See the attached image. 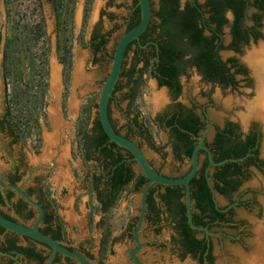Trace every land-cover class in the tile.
Returning a JSON list of instances; mask_svg holds the SVG:
<instances>
[{
  "label": "rangeland",
  "instance_id": "obj_1",
  "mask_svg": "<svg viewBox=\"0 0 264 264\" xmlns=\"http://www.w3.org/2000/svg\"><path fill=\"white\" fill-rule=\"evenodd\" d=\"M64 1L65 8L59 11L51 0H0L2 38H17L21 42L19 48H23L24 63L29 64L22 76L10 77L12 113L14 117L22 118L30 132L32 127H36L43 133L44 144L34 146L31 153L34 164L39 162L49 166L53 156L57 157V167L53 171L35 173L34 176L42 175L45 180V189L64 227L63 243L86 257L88 255L91 264H134L129 258V252L135 248L133 230L130 229L135 227L139 217L141 192L129 186L119 196L115 206L105 213L88 176L101 174L99 163L87 162L77 148L83 132L90 134L93 122L98 118L101 89L109 76L117 44L126 33L134 0H73L72 4L68 3L69 0ZM153 9H159L158 0H153ZM57 23L61 29L62 49L68 42L72 53L71 72L65 74L66 89L61 77L59 81L62 67L59 57L63 56V51L61 54L58 51ZM96 31L107 37V44L95 56L91 37ZM224 33L226 43H229V30L226 29ZM228 57L230 54L223 53L225 60ZM78 58L84 59L86 80L75 88L73 74ZM52 63L58 68L59 83L56 90L59 91L52 89ZM135 64V77L138 78L144 65L136 62V56L131 51L125 60L124 71L128 72ZM186 70L180 79L182 90L177 98L165 88H160L151 70H146L134 103L128 98L131 88L124 77L120 78L117 84L119 90L113 95L111 103V118L117 130L122 136H130L153 168L165 177L178 178L186 174L190 163L186 159L180 162L174 157L167 131L155 124L159 116L172 110L176 104L192 109L200 116L205 113L209 125L207 140L211 142L218 128H222L227 121L237 122V118L242 115L240 110L232 106L233 94L228 92L223 98L218 86L204 82L195 69L187 67ZM242 86L240 92L245 91ZM161 92L166 93V100L157 108L153 101L155 95ZM73 98L75 103L72 108ZM57 106L59 110L62 107L66 110V122L61 135L63 143L59 153L53 151V141L47 142L48 138L54 139L58 134L50 121V109ZM133 119L146 124L153 136L151 141L142 137L130 124ZM38 120L41 122L38 123ZM34 121L38 124L35 125ZM261 155L264 158V138ZM2 166L3 162L0 161ZM135 168L138 171L137 166ZM27 176L25 174L24 179ZM246 190H255L253 194H245L242 201L251 202L250 206L234 207L233 225L215 227L213 230L219 232L217 237L212 238L213 264H241L242 257L238 253L244 258H253L258 253L256 234L257 225L264 218V174L252 172L241 193ZM236 198L233 197V201ZM15 201L16 198H13L6 205L0 204V212L19 223L32 226L34 221L25 222L17 215L13 206ZM217 201L222 209L229 205V201L219 196ZM140 241L143 248L138 257L143 264H198L183 251L174 220L165 208L158 225H144ZM20 245L27 246L28 243L20 239ZM36 247L40 251L44 250L40 245Z\"/></svg>",
  "mask_w": 264,
  "mask_h": 264
},
{
  "label": "trees",
  "instance_id": "obj_2",
  "mask_svg": "<svg viewBox=\"0 0 264 264\" xmlns=\"http://www.w3.org/2000/svg\"><path fill=\"white\" fill-rule=\"evenodd\" d=\"M250 1H252L251 7L259 11V14L254 15V21L256 23L264 22V0H208L205 7L209 8L208 13L211 15L206 23L208 25L216 24L217 32H221L222 29L229 24L226 14L228 11H231L235 16V22L231 27L232 36L237 42L243 39L247 40L249 32L243 29V23L246 18L247 4ZM181 2L182 0H161L160 10L158 12H153L150 27L142 37L144 39L146 38L148 41L152 40L154 43H157L159 52H156V45L153 44L148 47L149 50L147 52L139 48L136 62L143 63L144 65L143 69L139 71L140 76H138V78L135 77L137 75L136 64L133 65L128 72H122L121 78H126L131 88V92L128 96L131 103H134L138 96L141 87V78L146 70H151L152 76L157 78L161 87H167L177 94H180L182 90L180 78L184 75L185 68L189 65L199 69V71L211 82L235 85L233 77L229 74V70L217 59V52L215 51V40L217 39L216 32L211 36L205 35V28L202 24L201 15L197 9L191 2H188L186 7L182 8ZM57 4L59 5L58 10L61 11V9H63V4H61L60 0L57 1ZM140 20L141 11L140 8L137 7L130 17L126 32L136 27ZM255 36L260 37L261 34L255 33ZM92 41L94 43L92 49L96 55L100 53L102 48L107 44L106 37L97 33L93 35ZM231 48H236V44L231 46ZM187 54H192L195 57L191 60H186ZM62 61L67 64V70L69 71L71 68L70 50H66V55L62 57ZM118 90L119 87L116 86L114 94ZM111 102L109 107L110 118ZM174 110L175 113L180 115L178 118L172 117V119L167 122V126L173 128L172 131L176 139V154H178L179 157L185 156V158L190 161L196 141L192 140L189 134L182 130H187L194 135H198L203 128L198 127L199 121L196 116L192 114L194 113L192 110L185 111L181 106H177ZM183 112H189L190 114L183 117ZM111 122L113 128L120 134L112 118ZM135 124L139 125L138 119H135ZM176 125H178V127ZM139 127L143 128V126L140 125ZM88 134L89 132H83L81 135L82 139L85 140ZM93 134L96 135V138L92 141V147L98 155L97 159L99 166L101 163L102 169L107 173L105 182H102L100 177L97 179L96 191L99 200L103 197L109 199L106 203H103V211L107 213L115 206L119 196L129 186H134L135 191L140 193L147 184L148 179L143 176L139 170H136V163L132 160L133 157L128 151L109 141L101 126L99 117L93 128ZM141 135L149 141L153 139L149 130L143 131ZM124 137L131 140L128 135ZM233 137H235L233 128L217 132L212 143L215 162L219 163L227 159H239L247 154V146L242 144L240 139H234ZM125 153L130 155V161H124ZM207 166L208 160L206 159L197 177L190 183V186L192 201L195 204L196 210L193 215V222L197 226L211 229L209 223L216 219H219L223 223H232L234 214L232 211L228 213H219L215 209L212 193L205 176ZM241 168L242 167L237 163H228L214 169L212 174L214 188L220 195L232 200L237 194L243 184L245 176ZM101 186L102 188H100ZM12 197L13 193H8L0 188L1 205H6L10 202ZM42 199H45L44 193L42 194ZM184 199L185 187H165V194L162 195V201L166 206V212L174 220L176 231L184 251L186 254H191L194 257L199 256L200 261L203 262V255L207 250L206 241L199 240L189 227ZM147 203L151 214L155 215V219H152L151 222L153 225H158L161 221L163 212L157 209L154 188L149 192ZM50 207H53L52 203H50ZM26 208V203L22 204L17 209L14 207L17 215L23 218L25 222L35 221L37 212L32 211L30 214L24 215ZM45 209H47V206H45ZM4 216L11 219L6 215ZM207 218L210 219L211 222L206 221ZM40 231L57 241H65L63 224L55 214L46 216L44 227H42ZM5 232L7 231L0 227V235ZM26 239L31 240L29 238ZM33 242L35 245L48 248L45 245L35 241ZM8 245L11 246V250L17 249L27 254L30 258L39 260L40 264H45L48 259V257H43V252L37 251L35 247H20L17 239L9 240ZM210 261L212 262L211 256Z\"/></svg>",
  "mask_w": 264,
  "mask_h": 264
},
{
  "label": "flooded vegetation",
  "instance_id": "obj_3",
  "mask_svg": "<svg viewBox=\"0 0 264 264\" xmlns=\"http://www.w3.org/2000/svg\"><path fill=\"white\" fill-rule=\"evenodd\" d=\"M51 1L53 2V5L55 6V8L58 10L59 9V5L57 4L58 0H51ZM60 1H61V4H63V8H65V4H66L65 1L63 0V3H62V0H60ZM136 1L137 0H134V7L132 9V13L134 12V10H136L137 7H139L138 1L137 2ZM158 1H159V9L157 11L153 9V12H158L161 8V0H158ZM71 2H73V0L68 1V3L72 4ZM188 2H191L192 5L197 9L199 14L201 15L202 24L204 25V28H205V35L211 36L212 34H214L216 32L217 39L215 40V51L217 52V54H216L217 59L229 70V74H230V76L233 77L235 85L234 84L226 85V84H222V83H218V82H211L196 67H194V66L192 67L190 65L187 67L195 69L197 71V73L199 74V76L201 77V79L204 82H206L207 84H210L213 86H218L220 88V92H221L223 98L226 97L228 92L233 94L234 96L232 99V106L234 109L240 110L242 112L241 117L239 116V118H237V122L227 121L222 128H218L216 130L214 137H213V140L211 142H209L207 140V136H208L207 135L205 143H204V145L207 146L211 150L213 157H214V153H213L214 147L212 146V143L215 139L217 132L218 131L222 132V131L233 128L234 133H235V137H233V138L234 139H240L241 143L247 146V154L242 158L234 159V160L243 159L242 162H236V163L242 167L241 169L245 174L244 179H243V184L240 187L237 194L234 196V197H237L236 198L237 200L236 201H233V199L229 200V199L225 198L224 196L220 195L215 190L217 193V196L229 201L228 207H226L225 209H222L219 207L218 201L217 202L215 201L213 193L211 191L212 199H213V202L215 205V209L219 213H228V212L232 211L234 214V207H238V206L248 207L251 204V202L249 204L248 202L243 203L242 201H243L245 194L246 195L249 193L253 194L255 190L253 192H251L252 190H246L244 193H241L243 186L250 180L251 173L252 172H258L260 174H264V158L261 155V147H262L263 138H264V133H263L264 132V105H263L262 110L256 111V109H258V108H256V107H258V103L256 106V102L259 101L260 90L264 89V67H263V64L261 62L262 60H264V22L256 23L254 21V15L259 14V11H258V9L251 7L252 1L248 2L247 10H246V18H245V22L243 23V29L247 30L249 32V36H248L247 40L243 39V40H240L237 42L231 33V27H232L233 23L235 22V16H234L233 12L228 11L226 14V18L229 22L228 26L224 27L221 32H217L216 24L208 25L206 23L207 20L209 19L210 15H211L208 13L209 8L205 7V5L208 3V0H182L181 7L182 8L186 7V4ZM74 4H75V1H74ZM152 6H153V2H152ZM152 18H153V16H152ZM149 27H150V25H149ZM127 29H128V23H127ZM226 29L229 30V35H230L229 43H226V40H225V33L224 32ZM60 32H61V29L57 23L58 51L60 54H61V51H63V56H65L66 50H70V59H71L72 53H71L70 47L67 46L68 42L65 43V46L62 49L61 36H60L61 33ZM95 33H97L101 36H105V35H102L98 31H96ZM255 33H258V34L260 33L261 36L256 37ZM93 35H92V37H93ZM143 35L141 36L139 41H135V43L133 42L132 44H130V46L128 47L129 50L127 49L128 53H126L125 60L131 51H133L135 56L137 57V52L139 51V48L142 51L147 52L149 50L148 47L151 44L156 45V52H159V48H158L157 43H154L152 40L148 41V40H146V38L145 39L142 38ZM92 37H91V47H93L92 45L94 44L92 41ZM106 39H107V37H106ZM234 44H236V48H231V46H233ZM19 45H21V42L17 38H11V39L5 38L4 39V38H2V34L0 33V161H2L3 165H4V167L3 166L0 167V175L2 173L5 174L4 175V184H11V185H15V186L23 185L22 186L23 190L25 192H27L28 194H31L30 196L33 197L37 202H39L44 207V209H45V206H47V209H45L46 216H50L52 214L56 215L54 203L52 202L50 195H48V193L45 189V180L43 179L42 175L34 176V174L35 173L44 174V173H49V172L53 171L57 167V162H56L57 157H56V155L53 156L52 162L49 164V166H46L44 163L40 164L39 162L34 164L32 162V154L31 153L34 150L33 149L34 146H36V145L40 146V145L44 144L43 133L39 132V130L36 127H32L31 132H30V128L27 127L26 124H23L22 118L14 117L13 113H12L11 102H10L11 97L9 96V94L11 92L10 84H9L10 77L18 76V75L22 76L25 72V71H23L24 68L29 67V64L25 65V63H24L25 58L22 57L23 56V52H22L23 48H19ZM223 53L230 54V57H228V59L225 60L223 58ZM94 55L96 56L95 53H94ZM63 56L59 57V62L61 63V66H62L61 70L59 72V81H60V77H61V80H63L64 88L66 89V85H65L66 75L65 74H67L68 70H67V64L62 61ZM194 57L195 56L192 54H187L185 59L191 60ZM124 66H125V62H124ZM31 68H33L32 64H31ZM186 68H185V72L187 71ZM123 71H124V67H123ZM68 72H71V68ZM51 78H52V76H51ZM155 79H156L158 86L160 88H165L169 94L175 96V98L178 97L179 94H177L175 91L170 90L167 87H161L157 78H155ZM59 81H58V83H59ZM180 85H181V83H180ZM241 86L244 88V90H245L244 92H240ZM181 88H182V86H181ZM15 91H16V89H15ZM42 93L44 94L45 92L42 91ZM64 93H65V91H64ZM162 93H164V92H162ZM164 94L166 96V93H164ZM43 98H44V95H43ZM111 100L113 101V98ZM263 104H264V98H263ZM177 106H181L185 111L192 110V109L185 108L181 104H176L172 110H170V111L164 113L163 115L159 116L158 120H157V122H155V124L157 127H161L167 131V133L169 135L170 145H171L174 157L176 158V160L183 162L186 159L185 156L179 157L175 151L176 139H175V135L173 134V131H172L173 128L167 126V122L169 120H171L172 117H176V118L179 117L180 114L175 113V110H174ZM52 110L55 111L56 115H58L60 117V121H61V124L56 128L58 134L56 135V137L54 139H52L53 143L51 141V143L53 144V151H56L59 153V147L63 143V141L61 140V135L63 134V128H64V124L66 122V113H65L66 110H64L63 107H62V110H59L58 106L55 108H52ZM192 111L194 112L192 114H194L199 121L198 127H201L203 129L201 132H199L198 135H194L193 133H191L187 130H182V131L189 134L190 138L192 140L196 141V145H195V147H196L197 144L199 143L198 138L203 136L205 130L207 129L208 123H207V118H206L205 113H203L200 116L194 110H192ZM183 113H184L183 117L190 114L189 112H183ZM50 119H51V113H50ZM97 119L98 118H96L95 121L93 122V128L95 127V123L97 122ZM39 122H41V121L38 120V123ZM38 123H37V121H34L35 125H37ZM47 123H49V121ZM138 123L140 126H143V128H140L139 125L135 124V119H133L130 122V124H132L134 126V128L138 130L140 135L143 131L149 130L148 127L146 126V124L141 123L139 120H138ZM49 126H50V124H49ZM176 126L178 127V125H176ZM93 128H92L91 133L88 134V137L85 140H83L82 137L79 138V141L77 143V148L79 151H81L83 153L84 159L87 160V162L88 161L94 162L98 165V159H97L98 155L96 154V152L94 151V149L92 147V141L95 140V138H96V135L93 134ZM152 138H153V136H152ZM195 147H194V149H195ZM73 152L74 151L71 148L72 156H73ZM202 157H204L203 161L201 160ZM129 158H130V155L125 153L124 161H130ZM206 159L208 160V166H209L208 154L202 150L200 152V158H199L200 169H201L202 164L206 161ZM186 160H188V159H186ZM189 163H190L189 170L191 171V160L189 161ZM208 166H207V168H208ZM207 168H206V170H207ZM216 168H219V167H216ZM200 169H199V171H200ZM214 169L215 168H212V170L209 174L213 188H214V182L212 179V174L214 172ZM189 170H188V172H189ZM206 170H205V176H206ZM100 171H101L100 175H98L97 173L90 174V175L88 174L89 178L91 179L90 185L95 190L97 189V181H98L97 179L100 177L102 179V182H105V180L107 178V173H106V171H104V169H102L101 163H100ZM155 171L157 173L161 174L160 171H158L156 169H155ZM29 173H31L30 179H28ZM187 173L178 177V178L185 177V175L187 176L190 172L188 174ZM25 174H27L28 176H27V178L24 179ZM169 178H174V177H169ZM206 179H207V177H206ZM207 183H208V181H207ZM208 185H209V183H208ZM153 188L155 189V201L157 203V209H159V210H161V212H163V208H165V210H166V206L162 201V195L165 194V186L155 185V186H153ZM209 188H210V186H209ZM4 191H6L8 193H13V197L10 199V202L13 201V198H16V201L13 204V206L16 209L19 206H21L22 204L26 203L25 200L22 197L18 196L14 191H12V190H4ZM43 193L45 195V199H42ZM101 200H99V205L103 210V203H106L109 199L103 197ZM147 200H148V197H147ZM50 203H52L54 208L50 207ZM184 203H185V199H184ZM232 205H234V207H232L231 209H229L226 212H220L219 211V210H226L227 208H229ZM193 207H194V209H193V215H194V213L196 211L194 202H193ZM32 211L37 212L34 208L30 207L27 204V208L24 211V215H28ZM186 212H187V209H186ZM2 214L13 219L11 216L5 214L4 212H2ZM139 215H140V212H139ZM46 216H45V218H46ZM152 219H155V215L151 214V212L149 210L148 203H147V214H146L145 224L149 223V224L153 225L151 222ZM138 220H139V217H138ZM138 220H137V223H138ZM206 221L211 222L210 219H208V218L206 219ZM137 223H136L135 227H131V229H130V230H133V233L136 229ZM232 223H223L219 219L212 221L211 223H209V226L211 227V229H209L207 227H203V228L208 229L211 232L210 236H207L206 233H204V232H199V231H195V230L191 229L193 231L194 235L199 240H202V241L205 240L206 241L207 250H206L205 254L203 255V262L200 261L199 256L194 257L191 254H188V255L190 257H192L194 260H196L198 262V264H211V263L213 264V261H214V255H213L214 245L212 243V238L217 237L219 235V232L217 233L213 230L215 227H222L224 225H233ZM154 226H156V225H154ZM42 227H44V222H43ZM133 233H132V239H133ZM12 234L13 233L5 232L2 235H0V264H40L39 260L30 258L27 254L23 253L22 251H19L17 249L11 250V246L8 245V241L11 239H17L18 245L20 247H23V248L35 247L37 251L43 252V254H42L43 257H48V259L45 263V264H47V262L49 261V259L52 256V250L51 249L41 246L44 248V250L40 251V250H38V248L36 247V245L33 241L27 240L26 238H22L16 234H13V235ZM20 239L25 240L28 243V245L27 246L20 245ZM133 242H134V240H133ZM66 246L69 249L74 250L69 245H66ZM182 249H183V247H182ZM46 250L48 251V253ZM183 251H184V249H183ZM210 256L212 258V262L210 261ZM52 264H76V263L70 259L63 257L60 254H57L55 256Z\"/></svg>",
  "mask_w": 264,
  "mask_h": 264
},
{
  "label": "water",
  "instance_id": "obj_4",
  "mask_svg": "<svg viewBox=\"0 0 264 264\" xmlns=\"http://www.w3.org/2000/svg\"><path fill=\"white\" fill-rule=\"evenodd\" d=\"M137 1L141 11V20L136 27L127 31L121 37V39L117 44L115 54L112 60V66L109 76L107 77L106 82L101 89L99 102H98V117L101 126L104 130V133L108 137L109 141L114 143L118 147L128 151L132 155L133 161L136 163L137 169L148 179L147 184L145 185V187L141 192L140 215L136 229L133 233V240L136 247L129 252V258L131 261H133L135 264H143L140 258L138 257V255L140 254L143 248V244L140 241V234L144 228L145 220H146L147 197L153 186L161 185L165 187H177V186L185 187V205L187 209L188 224L190 228L195 231L204 232L206 233L207 236H210L211 232L208 229L199 227L195 225L193 222L194 207L192 202L190 183L193 181L194 178H196L200 169V163H199L200 152L202 150L205 151L209 157V166L206 170V177L216 202H217V193L213 188V185L209 177L212 168L221 167L228 163L242 162L243 159L240 160L228 159L220 163H216L211 150L204 145L207 132L209 130V125H207V129L205 130L203 136L198 138L199 143L197 144V146L193 151L191 158L190 173L182 178H176V179L169 178L157 173L153 168V166L147 160L142 149L132 140L117 133V131L113 128L109 114V107L116 86L121 78L127 49L130 46V44L140 40L141 36L147 31L153 16V6L151 0H137ZM4 175H5L4 173L0 175V188L3 190H12L18 196L22 197L30 207L34 208L37 211V218L32 226H28L19 223L17 221H14L12 219H9L0 212V227L5 229L7 232L16 234L22 238H29L51 249L52 256L47 262V264H52L57 254H60L63 257L74 261L76 264H91L89 259L84 254L69 249L63 242L57 241L51 236L45 235L40 231L46 216L44 207L23 190L22 188L23 185L15 186L11 184H4ZM30 178H31V173H29L28 179ZM232 207H234V205L230 206L226 210H219V211L226 212Z\"/></svg>",
  "mask_w": 264,
  "mask_h": 264
},
{
  "label": "bare ground",
  "instance_id": "obj_5",
  "mask_svg": "<svg viewBox=\"0 0 264 264\" xmlns=\"http://www.w3.org/2000/svg\"><path fill=\"white\" fill-rule=\"evenodd\" d=\"M96 16V15H95ZM95 18V17H94ZM258 59V58H257ZM77 60V59H76ZM264 67V60L261 61ZM51 84H52V89L53 91L56 90V88H58V68L57 66L52 63L51 66ZM85 76H84V59L83 58H78L76 65H75V70H74V74H73V87L76 88V86H80L83 82H85ZM60 89L56 90L59 91ZM263 98H264V89L260 90V94H259V101L256 102V106L258 103V109L257 110H262L263 109ZM166 100V96L164 93H160V94H156L154 97V106L155 107H159L160 105H162V103ZM74 98L73 100H71V107L73 108L74 105ZM50 113H51V122L54 128H57L60 124V117L58 115H56L55 111H53L52 109H50ZM259 115V114H258ZM52 141L51 138L47 139V142L50 143ZM257 243L259 242V248H258V253L253 257V258H244V256L240 255L238 253V255L241 258V264H264V219L263 221L257 225ZM256 250V248H254ZM256 253V252H255ZM246 257V256H245Z\"/></svg>",
  "mask_w": 264,
  "mask_h": 264
}]
</instances>
